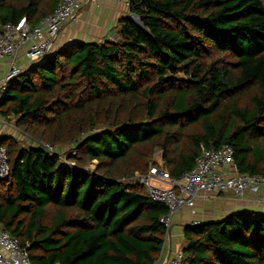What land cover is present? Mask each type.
<instances>
[{
  "label": "trees",
  "instance_id": "trees-1",
  "mask_svg": "<svg viewBox=\"0 0 264 264\" xmlns=\"http://www.w3.org/2000/svg\"><path fill=\"white\" fill-rule=\"evenodd\" d=\"M60 1L0 0V36L24 17L37 25ZM130 9L116 38L34 63L0 104L35 142L76 153L64 161L0 137L11 168L0 224L33 264H155L169 209L123 180L147 174L158 150L174 178L202 146L224 145L238 173L264 176V0H134ZM184 239L183 264H264V212L187 225Z\"/></svg>",
  "mask_w": 264,
  "mask_h": 264
},
{
  "label": "built area",
  "instance_id": "built-area-1",
  "mask_svg": "<svg viewBox=\"0 0 264 264\" xmlns=\"http://www.w3.org/2000/svg\"><path fill=\"white\" fill-rule=\"evenodd\" d=\"M89 0H61L54 12L33 26L27 18L17 24H7L0 36V63L12 59L13 62L5 77L0 82V104L10 82L19 77L24 70L17 66L15 60L21 49H25L26 59L31 63H42L53 50L54 41L63 27L78 19L80 10ZM131 5L134 0H116ZM11 118V117H7ZM2 118L0 123L3 122ZM35 147H41L48 156L57 154L56 147L48 143L36 142ZM76 153L65 152L63 160ZM161 154V153H160ZM157 155L150 164L147 174L136 175L124 182L136 181L143 185L150 198L168 207L169 213L161 218L166 228V240L160 259L155 264H183L182 251L166 253L172 237V222L178 212L184 209H194L199 198L205 196L223 195L231 193L240 199L248 195L257 197V201L264 204V176L240 174L234 163V150L224 145L219 149L201 147V153L194 167L179 178L172 177L166 168L163 157ZM75 166V163H71ZM11 172L7 149L0 147V181L7 180ZM199 224V223H196ZM194 224V225H196ZM163 255V256H162ZM0 264H33L28 249L22 247L19 239L0 224Z\"/></svg>",
  "mask_w": 264,
  "mask_h": 264
},
{
  "label": "crops",
  "instance_id": "crops-1",
  "mask_svg": "<svg viewBox=\"0 0 264 264\" xmlns=\"http://www.w3.org/2000/svg\"><path fill=\"white\" fill-rule=\"evenodd\" d=\"M126 18H133L130 5L126 2L118 3L116 0H89L80 10L77 21L69 22L63 27L59 36L54 41L51 54L58 52L74 42L101 44L105 41L112 40L117 36L119 23L122 19ZM12 62V59H7L0 63V81L5 77ZM15 63L24 71L33 65V63L26 59L25 49L20 50ZM1 118L3 122L0 123V137L4 135L10 136L23 144L29 141L26 136H23L24 133L17 128L14 117L6 118L0 114ZM33 145L30 144L28 147ZM262 195H264V190L262 191ZM246 210L264 212V204L259 203L257 197L253 195H248L244 199H240L231 193L199 198L193 210L184 209L175 216L174 221L178 231L172 233L166 253L163 254L164 257L168 253L182 250L185 244V226L200 222L219 221L232 213Z\"/></svg>",
  "mask_w": 264,
  "mask_h": 264
},
{
  "label": "rangeland",
  "instance_id": "rangeland-1",
  "mask_svg": "<svg viewBox=\"0 0 264 264\" xmlns=\"http://www.w3.org/2000/svg\"><path fill=\"white\" fill-rule=\"evenodd\" d=\"M135 18V17H134ZM1 82V81H0ZM4 117V116H3ZM12 118V117H11ZM16 123V122H15ZM23 136H26V138L29 140V141H27L26 143H21L22 144V146H25V147H28V146H30V144H34V143H36L29 135H27L26 133L23 135ZM31 142H33V143H31ZM57 150H58V152H60V153H65V152H69L70 150H71V148H69V147H64V148H62V149H58L57 148ZM161 153V154H160ZM161 155L162 157H163V152L162 151H160V150H158L156 153H155V155H154V157H153V160H152V163L155 161V158H156V156L157 155ZM164 159V158H163ZM96 162H93L92 164H90L89 165V169L90 170H95V166H96ZM179 223V222H178ZM176 223H175V221L173 220V222H172V233L173 232H175V231H178V228H176ZM181 251V250H180Z\"/></svg>",
  "mask_w": 264,
  "mask_h": 264
},
{
  "label": "water",
  "instance_id": "water-1",
  "mask_svg": "<svg viewBox=\"0 0 264 264\" xmlns=\"http://www.w3.org/2000/svg\"><path fill=\"white\" fill-rule=\"evenodd\" d=\"M44 152H46V151L44 150Z\"/></svg>",
  "mask_w": 264,
  "mask_h": 264
}]
</instances>
